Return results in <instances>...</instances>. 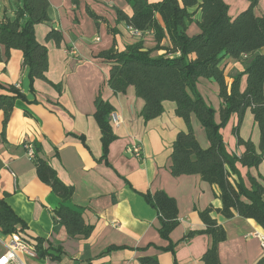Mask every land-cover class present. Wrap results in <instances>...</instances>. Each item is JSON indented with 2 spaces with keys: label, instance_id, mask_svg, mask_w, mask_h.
<instances>
[{
  "label": "crops",
  "instance_id": "obj_1",
  "mask_svg": "<svg viewBox=\"0 0 264 264\" xmlns=\"http://www.w3.org/2000/svg\"><path fill=\"white\" fill-rule=\"evenodd\" d=\"M9 2L0 0V15L6 10V14L12 16ZM48 2L49 21L36 25L34 35L47 49L46 78L60 87L59 92L40 80L30 86L21 52L11 50L6 59L4 48L0 46V95L6 94L4 88L14 86L25 96L24 101L16 100L14 104L4 129L5 140L1 135L3 114L0 111V200L26 224L24 236L27 239L41 238L44 246L51 243L62 248L57 260L24 258L26 264H140L142 257H153L158 264H173L171 253L160 250L168 242L157 232L156 211L140 195L158 190L177 204L179 224L169 236L170 242L177 244V264H201L199 260L211 244L210 237L196 235L186 242L181 240L188 231L204 229L198 212L209 206L219 209V191L197 175H170L172 143L179 132L186 131L183 120L174 113L175 104L164 102L162 115L144 123L139 116L143 101L135 96L132 87L124 94H113L107 85L110 64L98 58V54L110 49L114 42L116 49L123 50L125 44L133 41L124 25H116L114 12V8H118L130 16V7L124 0ZM224 2L232 18L249 6L246 0ZM86 8L105 23L96 26L86 14ZM254 14L264 16V0H258ZM108 27H116L119 34L113 36ZM51 29L61 33L59 46L46 40ZM197 33V27L191 24L187 34ZM144 41L146 48L154 46L150 35H146ZM163 44L166 45V41ZM246 63L247 60L222 59L220 68L227 85L244 71ZM244 86L245 77H242L241 89ZM196 88L205 103L215 110L214 120L218 123L221 100L216 82L200 78ZM98 95L113 107L119 121L118 125H112L117 138L109 146L108 164L101 160L100 131L93 117L94 99ZM236 123L237 117L233 115L221 134L226 151L239 156L244 147L236 145L232 134ZM191 125L200 146L207 148L204 130L194 116ZM238 136L258 146L259 130L249 110ZM34 142L40 145L39 157L50 164L63 184L73 187L71 204L82 208L85 224L94 227L90 237L70 238L65 228L54 222L52 212L59 199L38 180L33 160L26 155L24 144ZM131 145L140 146V158L125 154V148ZM236 167L246 187H249L247 175L264 178V162L250 169L240 164ZM212 217L226 232V240L218 245L221 264H264V252L254 237L255 233L264 231L253 220L236 214L232 219L218 214ZM8 241V236L0 232V256ZM111 246L125 249L102 254Z\"/></svg>",
  "mask_w": 264,
  "mask_h": 264
},
{
  "label": "trees",
  "instance_id": "obj_2",
  "mask_svg": "<svg viewBox=\"0 0 264 264\" xmlns=\"http://www.w3.org/2000/svg\"><path fill=\"white\" fill-rule=\"evenodd\" d=\"M77 4V0H71ZM111 1V0H110ZM131 9V15L114 8L116 25H124L143 34L142 38H133L125 44L123 50L116 44L98 54V58L110 64L107 85L113 94H124L132 87L135 96L143 101L139 113L144 123L158 118L164 112L163 103L175 104V115L182 119L186 131L179 132L172 143L169 172L172 177L197 175L211 186H216L221 207L212 206L198 212L204 229L188 231L181 242L196 235L210 237L211 244L200 258L201 264H221L218 259V245L226 240L224 228L217 223L212 214L232 219L238 215L253 220L264 231V178L255 179L247 175L249 187H246L236 167L255 168L264 162V16H256L254 8L258 0L249 2L247 9L230 17L229 7L224 0H124ZM48 0H10L9 11L0 15V46L4 48L6 59L11 50L20 51L22 66L28 71L30 86L40 80L58 92L59 86L46 78L48 70L47 49L36 41L34 27L49 21ZM86 14L96 26L105 21L89 8ZM194 24L198 33L189 36L188 27ZM113 36L119 30L107 28ZM150 35L154 46L145 47L144 37ZM47 41L59 46L61 33L51 29L46 35ZM166 41V45L163 42ZM247 60L245 69L237 74L230 85L225 82L220 63L223 58ZM2 53L0 51V62ZM245 77V86L241 89V80ZM213 79L218 86L221 106L218 110L219 122L214 120L215 110L205 103L196 84L198 79ZM6 94L0 95V111L3 114L1 135L13 111L16 100H25V96L14 86L4 88ZM93 117L100 131L101 160L107 163L110 144L116 140L109 115L113 107L100 95L94 99ZM250 111L259 130V143L243 140L238 136L246 111ZM236 115L237 123L232 129L236 145L244 147L237 156L226 151L221 130L230 118ZM195 117L204 130L208 147L198 143L191 125ZM5 140V139H4ZM25 145V144H24ZM34 149L33 164L38 180L48 186L59 199L52 212L55 223L62 225L68 237L86 239L94 227L85 224L82 208L71 204L74 189L63 184L48 162L39 157L40 145L32 143ZM128 185V184H127ZM157 214V232L168 245L160 250L169 252L175 260L177 244L170 242L171 232L178 226V208L176 201L165 192L140 194ZM6 197V196H5ZM26 224L12 211L3 199L0 200V232L3 235L14 233L33 247L38 259L57 260L62 254L58 244L48 243L35 238L27 239L24 231ZM124 247H108L102 254ZM159 249V248H158ZM260 261V263H262ZM140 264H158L153 257H142Z\"/></svg>",
  "mask_w": 264,
  "mask_h": 264
},
{
  "label": "built area",
  "instance_id": "obj_3",
  "mask_svg": "<svg viewBox=\"0 0 264 264\" xmlns=\"http://www.w3.org/2000/svg\"><path fill=\"white\" fill-rule=\"evenodd\" d=\"M128 36L131 38H142L143 34L132 28H126ZM110 124L118 125L119 121L116 115L112 112L109 115ZM26 155L30 160L34 159V149L31 143L24 145ZM125 154L140 158L141 149L139 145H131L125 148ZM254 237L257 239L261 250L264 252V232L255 233ZM9 241L5 244V251L0 256V264H26L24 258L31 260H38L37 255L31 245H29L18 233L8 235Z\"/></svg>",
  "mask_w": 264,
  "mask_h": 264
}]
</instances>
